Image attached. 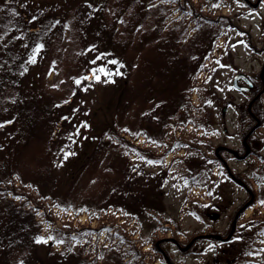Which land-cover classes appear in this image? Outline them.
<instances>
[{"label":"rangeland","instance_id":"374dc122","mask_svg":"<svg viewBox=\"0 0 264 264\" xmlns=\"http://www.w3.org/2000/svg\"><path fill=\"white\" fill-rule=\"evenodd\" d=\"M135 1L0 0V66L13 68L8 77L0 73V81L23 82L32 75L46 96L74 94L80 124L71 137L69 128L56 139L52 134L53 149L38 125L17 166L0 175V235L12 231L15 241L9 258L16 263L22 251L34 255L32 264L66 253L95 264H264V114L246 153L239 133L248 97L232 84L239 72H262L258 78L264 80V0H153L157 6L147 9ZM26 17L37 18L34 26L50 18L65 22L50 33L51 57L40 47L23 68L24 78L18 72L24 65L11 51L20 44L15 36ZM152 20L162 21L159 34ZM110 34L127 43L123 62L102 61L96 44L85 50L87 37L96 43ZM172 36L181 37L180 47L171 45ZM208 42L211 52L202 54ZM20 46L24 54L30 47ZM197 48L199 67L198 59L185 71L176 60L167 61L177 50L183 55ZM83 52L91 64L74 57ZM69 69L83 78L94 74L72 90ZM176 70L177 79H151L159 86L171 82L173 91L184 83L182 102L172 96V113H164L163 103L144 100L149 76ZM15 86L0 87V96ZM33 113L44 123L43 113ZM12 129L8 122L0 133ZM220 146L239 147L242 156ZM27 234L37 239L28 241Z\"/></svg>","mask_w":264,"mask_h":264},{"label":"trees","instance_id":"16d2710c","mask_svg":"<svg viewBox=\"0 0 264 264\" xmlns=\"http://www.w3.org/2000/svg\"><path fill=\"white\" fill-rule=\"evenodd\" d=\"M135 1V0H133ZM147 0V4L144 5L143 4V0H138L139 5L144 8L147 9L148 6H152L155 7L157 6V4H153V0ZM137 2V1H135ZM149 2V3H148ZM134 3V2H133ZM142 11V10H141ZM137 12V11H136ZM141 13V12H140ZM145 16V15H143ZM23 19L22 22V28L19 29V33L15 36V41L16 42H20V44H28L30 45L29 50H27V53L24 54L20 44L18 45L17 49H13L11 51L12 53V58L14 61L17 62H21L24 66L22 67V69H19L18 72H21L24 78H27V74H24L23 72V68L26 69L27 65L31 62L32 60V54L36 51L38 52V49L40 47L44 48V53L43 56H45L46 59H49L51 57V54L48 52V42L50 40V33L52 34V32H56L57 31V27L59 24V27L65 22V20L63 18H50V20L46 21V25H42L39 24L38 26H34L31 25V22L34 21L37 18H20ZM98 20H100V18H97ZM153 24L158 22L157 20H152ZM44 22V20L42 21ZM164 23V22H163ZM57 25V27H56ZM161 25H162V21H161ZM161 25H158V30L157 33L161 31ZM178 26V24H176ZM175 26V24H174ZM172 26V27H174ZM52 27V28H51ZM93 28L97 27V25H93ZM171 27V28H172ZM156 30V29H155ZM152 31L150 32L151 37H155L157 33ZM97 32H94L92 34H95ZM159 34V33H158ZM53 35V34H52ZM102 36V35H101ZM17 37V38H16ZM92 38V36H90ZM98 38V37H95ZM151 39V41L153 42L154 39ZM142 39H145V41L149 42V40H147L145 38V35H142ZM181 37L177 38V41H175L172 38L170 39L171 45L173 46H181L179 43L182 41ZM96 43H93L91 40H89V38H86V45L89 46L88 48H85V50H89L90 46L92 44H96L98 49L101 51L99 52V57L102 61H119V62H123L124 61V52L121 50H124L127 48V43L126 41L123 43H116L115 38H113L112 34L105 35L103 37H101L98 41H94ZM139 42L141 43V40H139ZM209 43V44H208ZM207 43L204 46H202V54L207 55L208 51L210 50L209 45L210 42ZM152 45V44H151ZM150 45V46H151ZM143 46V42L141 43V47ZM201 50V48L199 49ZM205 51V52H204ZM177 52H179V50H177ZM175 52L173 54H168L170 55L169 59H167V61H169V63L174 62V60L177 61L178 66H179V71L182 69V71L187 70L193 63V61H197L199 62L200 58L202 54L199 55L198 52V48L196 51H191L190 54H187V52L183 55H178V53ZM204 52V53H203ZM180 53V52H179ZM84 54L86 53H81V56H77L74 55V57H76L77 61H79L81 63V65L84 64H91L93 62V60L91 58H87ZM199 55V56H198ZM205 55L202 57V59L205 57ZM19 56H23L21 59L18 58ZM11 55L8 58V61H12V59H10ZM201 62V61H200ZM198 63V67L201 65V63ZM203 62V60H202ZM5 64H8V62L5 60ZM200 64V65H199ZM76 66V65H75ZM3 67L4 66H0V73L2 74L3 77H8L11 75V71L13 68H10V65L8 66L9 71L6 72L3 71ZM197 67V70L199 69ZM72 68V65H71ZM6 69V67H5ZM95 70H97L95 68ZM190 71V69L188 70ZM173 72V71H172ZM169 72L167 74H164L163 77H158L156 74L154 75L151 72V75L149 76V85H147L149 93L147 96L144 97V100L147 99L148 97L154 99L155 101H159L160 103H163V108H164V113L165 112H170L172 113V109H171V98L173 99L172 96L176 95L177 99L180 97L181 99V93L183 92V87H184V83L179 87V84H176V89L175 91L172 90V83L168 82L166 84H163L161 86L157 85V84H153L151 82V79L154 78V76H156L159 81L160 80H164L167 78H171V80L177 79V75L178 74V70L174 71V73ZM5 73V75H4ZM10 73V75H9ZM74 72H72L70 69L68 70V74H67V83L70 86L72 90L74 88H77L76 86H78V83L81 82L83 80V82H85V79H89L91 77L92 74H94L93 72H91L92 74L87 75L86 78H83L80 73H76L73 74ZM89 73V71H87V74ZM96 74V73H95ZM97 75V74H96ZM94 75V78L95 76ZM32 77V75H29V78ZM25 79L19 82H15V83H5L3 81H0V87L5 86V87H10V86H15L14 88H12V90H9L7 92H2L1 96H0V108L3 107V111H4V107L6 106L5 109V114L6 116H4L5 118V122L3 121V117L1 116V111H0V128L4 131L5 126L8 124V122H12L14 124V129H12V131H8V133H4L1 134L0 133V164H3V169L2 167L0 168V175L4 176V175H9L10 173V169L13 167L14 163L17 166V159L18 157H20V152H22L23 148L25 147V145H28L29 140L32 138V136L36 133V130L38 128L42 127L41 129V135H45V141H46V137L48 140V135L50 136V148H54V140L56 139V137L58 138L59 134L58 132L61 131L63 128H69V132L67 134V138L71 137L73 135V133H75L79 127V122L77 121V114H75L76 109L78 108V102L76 103V101H73V95H66V96H59V95H55L52 94L50 96H46L42 91H40V85L37 84L34 79L30 80V79ZM1 80H3V78H0ZM19 84V85H17ZM146 87V88H147ZM141 89V87H140ZM142 90V89H141ZM140 90V91H141ZM1 92V90H0ZM11 96L14 97V102L12 103H8L5 101V98L8 97L10 98ZM59 96V97H56ZM182 98L184 99V95L182 96ZM175 101H180V103L182 102L181 100H174ZM79 109V108H78ZM38 110V112L43 113L44 114V123L40 124L38 123L39 121L43 120L40 117L35 118V116L33 115V111ZM256 111L261 112V115L264 114V109H261V107H256L255 109ZM243 117L244 119H246L248 116H250V112L248 110L247 107L244 108L243 110ZM171 115V114H170ZM67 120V123H62L63 120ZM164 118L162 117L160 122L163 120ZM18 120V122H17ZM33 120H37L34 121ZM69 122V123H68ZM2 123L4 124V128H2ZM72 123V124H71ZM16 124H19L18 126H16ZM70 124H71V128H70ZM69 125V126H67ZM164 124H161V129L163 127ZM20 129V131L17 128ZM22 128H25L27 130V132H25L26 134H22L21 130ZM73 129V130H71ZM141 133H144L143 130L140 131ZM55 134V139L53 141H51V135ZM161 134V132H160ZM161 136H163L161 134ZM48 142V141H46ZM1 178V177H0ZM35 179V178H34ZM37 182H41L40 180H36ZM123 183L125 184V182L123 181ZM246 184V183H245ZM246 187L250 188V186L246 185ZM252 190V189H250ZM56 193V192H55ZM252 192H251V196H252ZM254 201V198L252 200V202ZM251 203V202H250ZM139 204H136L135 207L138 208ZM248 205L247 202H245L241 208H245V206ZM9 216L11 218H15V211L13 209L8 210ZM239 214V213H238ZM23 215L25 217H28L27 213H23ZM22 225L23 223L21 222V230H22ZM2 228V225H0V229ZM23 232V231H21ZM20 232V233H21ZM11 235V237H9ZM28 235V234H27ZM28 241L29 240H36L37 236L35 235L32 239L30 238V236L28 235V238H26ZM23 241V240H22ZM15 245V241L12 239V231L8 232V233H3L0 235V264H32V262L34 263V260L32 259L34 257L30 255H27V253L25 252H19V260L15 263V261H11L10 260V252H9V248ZM159 247V245H158ZM70 254L66 253L64 255H59L57 257H55L53 254H47V256H45L44 258L40 259L41 262L43 264H95V263H90L89 261H86L84 258L78 257L75 260H73L72 258L69 257ZM77 257V256H76ZM35 259V257H34ZM54 259L56 262L50 261ZM78 259V260H77Z\"/></svg>","mask_w":264,"mask_h":264},{"label":"flooded vegetation","instance_id":"af4514ba","mask_svg":"<svg viewBox=\"0 0 264 264\" xmlns=\"http://www.w3.org/2000/svg\"><path fill=\"white\" fill-rule=\"evenodd\" d=\"M238 74H244L243 76H240L238 80L235 82V76ZM258 77L262 78V72L260 74H253L248 75L245 73H236L232 78V84L233 86H236V89L243 91L245 94H247L248 97V105L247 108L250 112V116L247 119H243V110L240 114L241 116V126L243 127V130L240 135V143L243 147H245V151L249 152L251 150V137L252 134L255 133V130L257 128V125L261 123V112L256 111V107H260L261 103V96L264 92V80L260 79ZM250 81V82H249ZM226 109V108H224ZM228 149L229 152L232 154L241 157L242 155L239 154L240 148L239 147H226L221 146ZM234 231V229H233ZM192 244V241L190 242Z\"/></svg>","mask_w":264,"mask_h":264},{"label":"water","instance_id":"95a60500","mask_svg":"<svg viewBox=\"0 0 264 264\" xmlns=\"http://www.w3.org/2000/svg\"><path fill=\"white\" fill-rule=\"evenodd\" d=\"M243 75H244V74H238V75H236V76H235V79H234L235 82L238 80V78H239L240 76H243Z\"/></svg>","mask_w":264,"mask_h":264}]
</instances>
